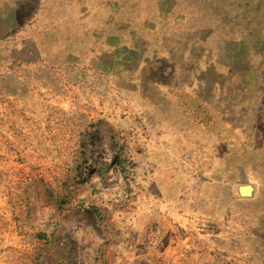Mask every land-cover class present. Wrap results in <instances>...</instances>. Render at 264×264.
<instances>
[{
	"label": "rangeland",
	"instance_id": "1",
	"mask_svg": "<svg viewBox=\"0 0 264 264\" xmlns=\"http://www.w3.org/2000/svg\"><path fill=\"white\" fill-rule=\"evenodd\" d=\"M167 137L214 203L168 264H264V0H0V264H156L111 212Z\"/></svg>",
	"mask_w": 264,
	"mask_h": 264
},
{
	"label": "crops",
	"instance_id": "2",
	"mask_svg": "<svg viewBox=\"0 0 264 264\" xmlns=\"http://www.w3.org/2000/svg\"><path fill=\"white\" fill-rule=\"evenodd\" d=\"M152 140L157 141L155 138L149 141ZM181 140L175 137L158 140L157 143L161 149L156 157L157 162L156 159L154 163L147 157L149 161L145 165V174L152 179L153 184L151 186V183L145 182L150 192L141 194L142 199L137 198V201L132 204L129 201L126 205L122 204L118 212L115 210L119 216L111 212V223L119 219L120 232L119 236L116 233L114 236L110 235L109 240L114 238L116 242V245H111L110 248L119 249L121 255L136 254L139 258L142 256L146 259L148 256L146 254L152 251L156 264H168L178 258L177 253L180 255L183 250L186 252L187 249L193 248L196 236H203V227H206L209 222L204 210L208 205L213 206L214 203L209 202V195L204 189L205 181L201 182L200 188L190 190L184 188L183 180L179 177V170L182 167H178V163L174 164L179 156L173 154V150L170 149ZM237 193L240 196L239 188ZM147 224H155L154 229L157 233L152 242L142 244L145 236L143 229H146Z\"/></svg>",
	"mask_w": 264,
	"mask_h": 264
},
{
	"label": "water",
	"instance_id": "3",
	"mask_svg": "<svg viewBox=\"0 0 264 264\" xmlns=\"http://www.w3.org/2000/svg\"><path fill=\"white\" fill-rule=\"evenodd\" d=\"M244 189H251V187L250 186H248V187H240L239 188L240 194H242V190H244Z\"/></svg>",
	"mask_w": 264,
	"mask_h": 264
},
{
	"label": "built area",
	"instance_id": "4",
	"mask_svg": "<svg viewBox=\"0 0 264 264\" xmlns=\"http://www.w3.org/2000/svg\"><path fill=\"white\" fill-rule=\"evenodd\" d=\"M156 233H157V231L155 230L154 233L152 235H150V236L154 238Z\"/></svg>",
	"mask_w": 264,
	"mask_h": 264
}]
</instances>
